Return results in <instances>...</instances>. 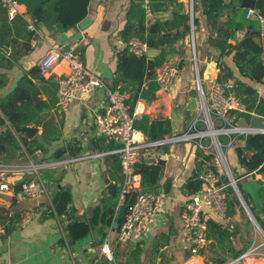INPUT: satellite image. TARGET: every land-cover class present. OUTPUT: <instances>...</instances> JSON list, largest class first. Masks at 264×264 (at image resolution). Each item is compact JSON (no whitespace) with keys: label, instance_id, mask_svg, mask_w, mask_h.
Instances as JSON below:
<instances>
[{"label":"crops","instance_id":"1","mask_svg":"<svg viewBox=\"0 0 264 264\" xmlns=\"http://www.w3.org/2000/svg\"><path fill=\"white\" fill-rule=\"evenodd\" d=\"M132 2L133 0H90L86 16L73 28L55 34L38 30V34L33 36L31 41L33 51L19 58L18 65L8 72L10 82L1 94L9 92L24 71L32 67L39 68L40 61L51 63L53 59L48 54L50 49L58 52L75 49L87 70L99 77L107 86H116L114 72L119 50L114 40L119 38V32L128 21ZM20 10L26 13L21 3ZM200 12L197 3L196 13L200 15ZM144 15L146 29L149 27L157 29V24H160L162 30H166V33L161 31L159 34V38L168 35L163 49L174 50L173 53L165 56L163 65L154 70L155 75L162 67L180 66L178 80L168 89H161L154 78L152 82L157 89L152 91L149 89L150 80L144 78L140 92L144 90L146 95L150 96L142 98L138 96L132 103H129L131 92L124 91L129 96L128 103L134 114L135 131L145 142H150L154 139H150L144 133L149 135L152 128L158 130V134H161L163 139L184 132L196 113L198 99L193 89L194 71L190 33L183 31L179 18L180 15H189V0H150L149 11ZM27 17L31 19L29 15ZM241 36L239 34V38ZM255 42L260 41L256 38ZM227 43L235 44L232 40ZM196 44L197 64L200 62L201 66L199 72L203 71L205 77L216 76V70H220V65L228 67L238 77L237 69L232 62V53L220 57V49L213 47L209 42V31L202 16ZM9 52L10 50L6 53ZM160 52L161 49L149 48L145 60L153 61ZM67 70L65 62L57 61L45 77L40 76L45 81H51L52 85L45 86L37 99L48 101V97H52L55 104L40 114V125H30L35 128L33 137L28 138L16 132L28 141L41 142L43 126L46 129L47 140L41 142L43 151H36L32 158L26 157L22 163H13V165L30 164L38 169L41 180L43 177L47 180V183L43 182L46 188L45 194L32 199L24 197L20 194L18 184L31 178L30 175L0 173V184L8 186L7 190L0 191V208L10 211L11 216L18 215L13 221H6V226L0 224V264H110L100 254V247L107 236L113 254L127 243L137 247L130 264H149L152 255L158 257L159 264H161L160 255L168 258V264H183L190 255L185 235L181 231L180 216L192 195L186 196L182 186L195 172L199 162H201L199 179L207 168L215 170L219 175L223 172L212 157L206 160L194 143L168 144L163 148L166 155L151 163L144 161L146 157H143L141 162L144 161L146 164H153L158 160L164 162L162 191L157 195L152 212L135 227L129 241L119 244L116 241L117 205L115 210L108 213L104 219L101 218V212L96 222L94 217V211L100 204L101 198L111 185L118 186L120 181V157L114 153L119 145L98 136L93 125L95 115L102 112L106 103L105 91L97 88L85 100L74 102L67 110L60 112L56 106L57 81ZM221 74L220 72L217 78ZM33 83L37 87L41 85L37 79H33ZM252 85L264 98V85ZM246 119L250 118L246 117ZM165 131L167 133H164ZM239 146L244 148V141L237 139L231 147L235 150ZM59 150L62 151L61 160H51L52 155ZM91 155L94 157L85 158ZM76 158L84 159L65 163ZM235 158L237 167L232 169L229 164L231 175L233 172L240 176L244 170L239 167L237 156ZM249 177L252 178L251 174L241 178ZM252 179L263 180L260 175H254ZM220 180L224 184L222 176ZM60 188L67 189L70 194L71 199L67 206L69 214L57 215L54 211L52 200ZM25 212L32 213V219L28 224L21 226L19 222ZM230 220L229 218L224 224V228L226 229L227 223L230 222L227 230L233 231ZM210 221L214 220L210 219ZM81 223L88 225L89 230L82 236L73 238L77 233H83L84 227L76 226ZM70 225L73 228L69 231L67 228ZM159 240L161 241L157 244ZM212 245V240L209 239L207 247L198 257L199 263L210 264L209 259H212L213 252L220 251ZM144 247H150L151 250L146 252ZM146 253L148 255H145ZM232 257L234 256L230 258Z\"/></svg>","mask_w":264,"mask_h":264},{"label":"trees","instance_id":"2","mask_svg":"<svg viewBox=\"0 0 264 264\" xmlns=\"http://www.w3.org/2000/svg\"><path fill=\"white\" fill-rule=\"evenodd\" d=\"M90 0H20L24 5L26 14L33 21L34 27L37 30L45 31L49 34L65 32L78 24L87 14V6ZM142 0H133L128 12V21L124 28L119 32V38L123 41H128L131 38H138L147 43L149 48L161 49L160 54L151 62L145 58H139L130 54L127 50H122L117 53V64L114 72L116 86L121 84V90L131 92V100L129 103L135 102L139 97H149L144 90L140 92L142 81L150 80L149 89L156 90L157 86L152 82L155 78V69L163 65L165 56L173 53L174 50L166 51L163 49V44L167 42L168 35L159 38L162 30V25L157 24V29L149 27L146 29L144 25L145 11L141 7ZM197 3L200 7V15L196 13ZM253 8L258 13L264 16V0H193V25L195 49L197 50L196 36L199 32L200 17L205 18V23L209 31V42L213 47L220 49V57L228 56L232 53V62L237 69L238 77L228 67L220 65L219 81H227L233 79L236 84L235 94L246 105L247 110L256 115L264 117V98L259 95L258 89L252 84L264 85V70L260 63L261 47L255 39L259 34L258 23L254 20L245 19L247 9ZM183 25V31L190 33L188 15H180ZM133 20V21H132ZM241 34V38H239ZM34 33L27 30L26 22L21 18H16L8 22L4 9L0 5V164L11 165L13 163H22L26 157H33L36 151H43L42 144L47 140V132L43 126L41 134V142L38 140L28 141L15 132L16 129L30 125H40V114L48 110L50 106L55 104L52 97H48V101L38 100L41 91L45 86L52 85L51 81H45L40 77L39 68H30L23 72V75L16 81L9 92L1 94L9 85L10 70L17 66V60L23 56L29 55L33 48L31 41ZM232 40L234 45H229L227 42ZM167 44V43H166ZM4 48L10 50L9 54ZM179 71L180 66H177ZM33 79H37L40 86L37 87L33 83ZM115 87V86H114ZM41 88V90H40ZM135 88V89H134ZM134 89V91H132ZM194 89V87H193ZM195 90V89H194ZM139 93V95H138ZM153 96V95H151ZM131 107V106H130ZM132 111V108H131ZM243 117H248L242 115ZM156 124V123H154ZM135 125L133 124V127ZM135 128V127H134ZM164 133H167L166 131ZM145 136L150 139H163L158 130L152 128L149 135L145 132ZM244 141V137L239 138ZM153 140V141H154ZM251 153L245 151L242 146L236 147L235 152L237 162L241 169L244 170L240 176L234 175L235 179L251 174L260 175L263 180L256 181V196L259 207L256 208L252 203V199L243 191V185L236 182L243 199L247 206L264 232V135H255L251 139ZM62 151H56L51 160H61ZM206 160L211 157L204 156ZM63 160V159H62ZM164 162L158 160L153 164H146L144 161L137 164V173L140 175L141 185L140 192L153 193L158 195L162 191V176ZM201 162L197 163V167L192 176L183 184L182 191L186 196H191L201 189V181L199 179ZM44 183H47L46 178H42ZM24 181H20L18 187ZM50 182H53L50 180ZM224 184H228V180L223 177ZM229 187V186H227ZM230 188V187H229ZM231 191V189H229ZM119 195V187L115 184L111 185L100 204L94 211L95 222L100 215L104 217L115 210ZM70 194L67 189L60 188L56 197L52 200L54 211L57 215L69 214L67 206L70 202ZM229 198L226 202V211L228 217L231 215L233 205H238L235 197L232 198V203L227 208ZM101 206V210H100ZM124 210L121 207L117 209L119 228L123 220ZM18 215H10V211L0 208V224L6 226V221H13ZM92 222V221H91ZM83 226L82 234H76L73 238L80 237L89 230L88 225L78 224ZM73 228L70 225L67 230ZM7 229V227H6ZM235 234V231H230L224 228V225L215 221L207 222V238L212 240L213 247H217L220 251H229L232 256H238L243 253L247 247L239 250H232L229 245L230 238ZM217 252V251H215ZM161 264H168V258L164 255L159 256ZM225 259L218 258L216 264H221Z\"/></svg>","mask_w":264,"mask_h":264},{"label":"built area","instance_id":"3","mask_svg":"<svg viewBox=\"0 0 264 264\" xmlns=\"http://www.w3.org/2000/svg\"><path fill=\"white\" fill-rule=\"evenodd\" d=\"M149 3L150 0H142L145 13L149 11ZM0 5L4 9L8 22L19 17L26 22L27 30L34 33V36L38 34L32 19L20 10V0H0ZM188 16L194 71L193 87L197 94L198 107L185 131L172 137L145 142L133 127L134 114L128 103V94L121 90L120 85L109 87L99 77L87 70L75 49L66 52L50 49L48 54L53 61L51 63L40 61L38 67L40 76L45 77L57 61H63L67 65V72L62 74L57 81L56 106L60 112L67 110L74 102L85 100L97 88H102L105 91L106 103L102 112L95 115L93 125L98 136L119 145V148L114 151L120 157L117 207L124 210L123 220L116 235V241L119 244H125L129 241L135 227L148 217L157 200V195L153 193L140 192L141 179L136 167L143 157H146L144 161L155 160L166 155L163 148L168 144L194 143L202 155L210 156L216 161L219 169L223 172L222 175L217 174L211 168H207L200 176L201 190L188 199L180 216L181 231L185 235L187 250L190 255L183 264H201L198 257L209 243L207 222L212 219L224 225L229 219L226 211L228 197L225 191L226 187L229 186V181L227 185L223 184L220 177H225L227 180L232 177L227 159V149L237 139L245 138L251 131L247 127L238 126L237 122L240 118H244L242 115H246L248 118L257 116L263 123L264 117L247 110L246 105L235 94L236 84L234 81L218 80L219 69L216 70L217 75L214 77L202 78L200 76L193 40L195 30L192 22L193 0H189ZM245 19L254 20L258 23L259 34L257 38L261 47L260 63L264 70V16L255 9L249 8L245 13ZM114 43L119 51L127 50L139 58H146L149 49L145 41L135 37L126 42L116 38ZM178 78L179 71L174 66L162 67L155 75V80L161 89H168ZM255 131L259 133L258 135H264V130ZM221 137L226 138V143L221 141ZM93 157L94 155L85 158ZM82 159L84 158H76L65 163ZM0 173L30 175L31 178L26 179L20 185V194L24 197L37 198L46 192L45 184L38 176V169L30 164H0ZM7 189L6 184H0V191ZM31 219L32 213L25 212L19 223L24 226ZM254 229L260 232L255 226ZM261 246H264V242L259 246L252 244L240 255L221 264H264V254L260 252ZM100 254L108 263H114V254L110 248L108 236L105 237L100 247Z\"/></svg>","mask_w":264,"mask_h":264},{"label":"rangeland","instance_id":"4","mask_svg":"<svg viewBox=\"0 0 264 264\" xmlns=\"http://www.w3.org/2000/svg\"><path fill=\"white\" fill-rule=\"evenodd\" d=\"M191 58H192V54H191ZM200 67L201 66H200V62H199L198 63L199 70H200ZM200 73H201V77L204 78L205 75H204L203 71H200ZM220 139L223 143H226V139L224 137H221ZM235 157H236V155H235L234 148L233 147L229 148V150L227 151V159H228V163L231 165L232 169H235L237 167ZM212 165L216 168V165L214 163ZM234 175H236V174L232 172V178L237 183L242 184L243 185L242 187H245L247 184H250L253 182L256 183V180H253L251 177H249V178L239 177V178L235 179L233 177ZM236 176H238V175H236ZM229 187H226V189H225L227 197L229 198L227 208L232 203L233 197H235L237 199L232 187L230 185H229ZM229 189H231V191ZM237 201H238V199H237ZM238 203H239V201H238ZM255 207L258 208L257 206H255ZM248 208H249V206H248ZM229 218L231 219L230 221L233 224V231H235V234L230 238V242H229L230 246H227V247H230L232 250L236 251V250H239L241 248L248 247L252 244H254L255 246H259L260 244H262L264 242L263 234H261L260 232H258L257 230L254 229V225H252L251 222L249 221V219H248L245 211L241 207L240 203L237 206L236 205L232 206L231 215L229 216ZM160 241L161 240L157 241L156 243L159 244ZM139 248L141 249V247H139ZM136 249H137V247H135L131 243H127L122 248L118 249V251H116V253H114V263H112V264H130L134 258L133 252ZM144 250H146V252L147 251L149 252L151 250V248L150 247H144ZM223 251H225V250H223ZM223 251H218V252L214 251L213 252L214 255L211 254L212 259L211 260L209 259L210 264H215V260L218 258L223 257L224 259H228L232 256L231 252H229V251L223 252ZM260 252H261V254L262 253L264 254V246H261ZM145 255H148V253H146ZM151 255H152V253H151ZM152 257H153L152 261H149V264H159L158 257L155 255H152Z\"/></svg>","mask_w":264,"mask_h":264},{"label":"water","instance_id":"5","mask_svg":"<svg viewBox=\"0 0 264 264\" xmlns=\"http://www.w3.org/2000/svg\"><path fill=\"white\" fill-rule=\"evenodd\" d=\"M5 52L8 53V49L4 48ZM238 126L241 127H247L249 128L251 131L250 133H248L245 138H244V149L246 152H251V139L257 134H259L257 131L255 130H264V123L261 121V119L257 116L251 117L250 119H246V118H240L237 122ZM15 132L21 133L23 135H25L28 138L33 137V135L35 134V128L32 126H26V127H22L20 129H16ZM147 162L151 163L153 162L152 159L146 160ZM229 181V185L232 187L241 207L243 208V210L245 211L249 221L251 222L252 225H254L256 228H258V230L264 234L263 230L261 229V227L259 226V224L257 223V221L255 220V218L253 217L250 209L248 208L245 200L243 199V196L241 195V192L239 190V188L236 185L235 180L230 177L228 178ZM257 184L255 182L247 184L245 187H243V191L245 193H247L255 206L259 207L258 204V200H257V196H256V187ZM230 226V222L227 223L226 229H229Z\"/></svg>","mask_w":264,"mask_h":264}]
</instances>
